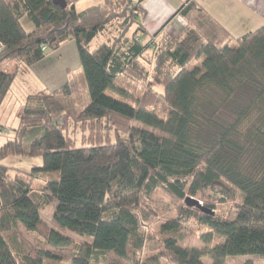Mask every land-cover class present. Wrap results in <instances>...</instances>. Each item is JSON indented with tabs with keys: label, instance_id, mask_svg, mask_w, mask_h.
Listing matches in <instances>:
<instances>
[{
	"label": "trees",
	"instance_id": "1",
	"mask_svg": "<svg viewBox=\"0 0 264 264\" xmlns=\"http://www.w3.org/2000/svg\"><path fill=\"white\" fill-rule=\"evenodd\" d=\"M78 1L62 9L53 0H0V108L24 68L72 42L89 96L78 114L61 100L72 96L69 83L21 106L14 139L0 147V264L56 262L55 252L68 250L71 264H107L109 254L132 264L264 260V25L235 37L184 0L174 16L186 23L181 33L166 31L171 19L150 35L147 0L83 10ZM15 157L42 158L43 166L26 172L4 163ZM40 174L48 179L38 191ZM158 191L178 216L164 224L156 255L132 259L147 247ZM202 192L212 193L203 206L214 215L186 205ZM55 202L54 225L81 243L43 220ZM219 204H231L235 218L218 214ZM191 222L207 229L201 247L181 246ZM21 228L36 237V255Z\"/></svg>",
	"mask_w": 264,
	"mask_h": 264
},
{
	"label": "rangeland",
	"instance_id": "2",
	"mask_svg": "<svg viewBox=\"0 0 264 264\" xmlns=\"http://www.w3.org/2000/svg\"><path fill=\"white\" fill-rule=\"evenodd\" d=\"M90 0H81L77 3V8L83 9L87 5L86 3ZM97 2V1H96ZM95 3V2H94ZM92 4V3H91ZM181 24L178 22L173 24L171 27L167 28V32L171 33L173 36L177 37L181 31L184 29L186 23L184 20L179 19ZM28 23V24H27ZM30 20L26 18L24 22V28L27 32H31L33 26ZM31 25V26H30ZM32 27V28H31ZM180 28V30H179ZM97 42L93 44L96 45ZM48 59V60H47ZM45 61L35 65L33 68H24L20 73L19 77L15 81L11 92L9 93L4 104L0 108V147L5 146L10 140L14 139L15 130L19 126L18 112L21 106L27 104L28 99L31 96L40 94L44 89L55 90L66 83L70 84L72 96L68 99L61 98L62 102L66 107L73 108L74 112L80 113L87 102L89 101L88 88L85 81L84 73L81 68V63L77 51L76 44L74 42L69 43L60 52L51 55ZM197 62L189 65V69H193ZM5 71L11 70V65L7 64L4 67ZM73 102V103H72ZM142 126V125H141ZM143 127V126H142ZM78 138L80 136L78 135ZM7 166L20 169L26 172H30L32 169L41 168L43 166L42 158H8L4 162ZM46 174H40L39 178L34 183L35 190H41L48 179ZM212 193L202 192L195 199L200 201L202 204L209 202ZM218 214L228 217L235 218L236 211L231 204L217 205ZM152 209L157 213L156 218L149 224L147 228L144 229L146 236H148L147 247L143 253L132 255V259L140 257L141 259H146L156 255L160 251V246L162 240L165 239L166 234L163 233V226L168 221L176 219L178 216V207L173 204L172 200L162 191H158L151 203ZM56 208V202L53 206L46 210L42 214L43 220H45L49 225L55 226L53 222V214ZM57 231L62 232L56 226L54 227ZM185 233L182 235L184 237L181 246L183 247H201L200 237L203 233L207 232V229H202L198 227L195 223L191 222L184 225ZM20 237L26 246V250L30 255H36V246L38 241L34 235L28 234L24 229H20ZM64 235L73 238L77 243H81L83 239L78 238L73 233L69 231L62 232ZM55 254L61 257L59 261H46L45 264H71L70 258L72 251H56ZM165 260H162L164 262ZM206 264H212L210 259H205ZM107 264H132V262L115 257L113 254H109ZM227 264H264V260L245 256L230 258Z\"/></svg>",
	"mask_w": 264,
	"mask_h": 264
},
{
	"label": "crops",
	"instance_id": "3",
	"mask_svg": "<svg viewBox=\"0 0 264 264\" xmlns=\"http://www.w3.org/2000/svg\"><path fill=\"white\" fill-rule=\"evenodd\" d=\"M101 1L102 0H90L86 4H89L91 6L94 4H98ZM183 1L184 0H147L144 3V8L148 13V17L145 22V28L148 33L150 35L156 34L163 27H165L171 21V19L172 21L169 23V27H171L174 23L176 24L177 22L178 24H181L179 21L181 17L174 16L177 13L179 7L182 5ZM196 1L215 19L223 24L227 28V30H229V32L235 37H242L248 33L256 31L264 25V0ZM44 90H47V88Z\"/></svg>",
	"mask_w": 264,
	"mask_h": 264
},
{
	"label": "water",
	"instance_id": "4",
	"mask_svg": "<svg viewBox=\"0 0 264 264\" xmlns=\"http://www.w3.org/2000/svg\"><path fill=\"white\" fill-rule=\"evenodd\" d=\"M53 2L54 4L60 6L62 9H66L68 7L66 0H53ZM185 203L188 207H196L200 209L202 212H205L207 214H212V215L215 214L214 211L206 209L201 202H199L193 197H187Z\"/></svg>",
	"mask_w": 264,
	"mask_h": 264
}]
</instances>
